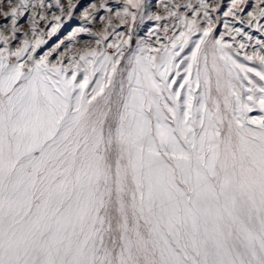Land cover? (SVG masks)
<instances>
[{
	"label": "snow or ice",
	"instance_id": "obj_1",
	"mask_svg": "<svg viewBox=\"0 0 264 264\" xmlns=\"http://www.w3.org/2000/svg\"><path fill=\"white\" fill-rule=\"evenodd\" d=\"M155 7L0 0V264H264V0Z\"/></svg>",
	"mask_w": 264,
	"mask_h": 264
},
{
	"label": "rangeland",
	"instance_id": "obj_2",
	"mask_svg": "<svg viewBox=\"0 0 264 264\" xmlns=\"http://www.w3.org/2000/svg\"><path fill=\"white\" fill-rule=\"evenodd\" d=\"M86 2H88V0H86ZM91 2H97V0H91ZM111 2V0H110ZM180 3H184L186 2V0H179ZM230 2V0H223V4H228ZM149 3H151L153 5L152 10L153 11H160V9L156 8L155 5L158 4V0H149ZM251 3V0H250ZM250 9H246V11H248ZM149 24H152V22H149ZM77 26H81V21L79 20H73L71 22H69L68 24L65 25V27L61 30V34L62 35H66L68 33V31H70L72 28L77 27ZM147 27V25L145 26ZM222 29H218V31H220ZM253 31L254 35H258L257 33L254 32V30H250ZM141 34L143 35L144 32L143 30L141 31ZM56 38L54 37L53 40H55ZM82 40H87L89 39L88 37H81ZM49 43H52V41H50ZM249 53L251 52V49H248Z\"/></svg>",
	"mask_w": 264,
	"mask_h": 264
}]
</instances>
